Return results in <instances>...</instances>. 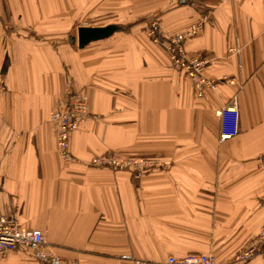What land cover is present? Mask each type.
I'll return each instance as SVG.
<instances>
[{
    "label": "crops",
    "instance_id": "0c3cea01",
    "mask_svg": "<svg viewBox=\"0 0 264 264\" xmlns=\"http://www.w3.org/2000/svg\"><path fill=\"white\" fill-rule=\"evenodd\" d=\"M187 1L0 0V215L40 229L66 262L230 264L264 223V0ZM151 21L164 33L202 23L184 48L207 61L216 92L195 96ZM107 26L77 46L78 28ZM66 83L90 117L63 161L48 118ZM234 97L239 131L221 141L216 112ZM105 154L154 167L137 179L91 166ZM0 264L40 263L20 248Z\"/></svg>",
    "mask_w": 264,
    "mask_h": 264
},
{
    "label": "built area",
    "instance_id": "2783aa9c",
    "mask_svg": "<svg viewBox=\"0 0 264 264\" xmlns=\"http://www.w3.org/2000/svg\"><path fill=\"white\" fill-rule=\"evenodd\" d=\"M181 1V0H178ZM202 23L189 27L180 33H164L156 21H151L147 35L152 43L164 41L173 70L182 73L194 86L197 98L207 92H216L219 81L208 78L205 74L207 61L200 57H189L184 48L185 41L200 30ZM227 82V78L222 79ZM220 121L219 138L221 141L234 138L239 131V111L234 97L217 110ZM90 117L88 100L85 94L73 90L70 83L64 86L63 94L55 100L54 108L49 114V122L55 134V141L63 161H68L71 155L68 151V140L71 133L76 132L86 119ZM92 167H106L113 171H126L140 178L154 163L138 159H116L110 154L94 157L90 162ZM44 234L39 230H27L21 227L14 217L0 215V254L23 248L33 253V258L40 264H77L66 262L45 248ZM257 256L264 260V223L257 237L230 264H249ZM130 259L132 264H217L211 254H190L182 258L168 257L163 263H152L143 260Z\"/></svg>",
    "mask_w": 264,
    "mask_h": 264
},
{
    "label": "water",
    "instance_id": "95a60500",
    "mask_svg": "<svg viewBox=\"0 0 264 264\" xmlns=\"http://www.w3.org/2000/svg\"><path fill=\"white\" fill-rule=\"evenodd\" d=\"M187 0H181L180 4H187ZM116 28L114 26H107L103 28L97 27H80L77 29L76 40L77 46L82 48L91 42L100 41L110 37Z\"/></svg>",
    "mask_w": 264,
    "mask_h": 264
},
{
    "label": "trees",
    "instance_id": "16d2710c",
    "mask_svg": "<svg viewBox=\"0 0 264 264\" xmlns=\"http://www.w3.org/2000/svg\"><path fill=\"white\" fill-rule=\"evenodd\" d=\"M130 26H131V25H130ZM130 26H129V25H128V26H125V27H123V28H120V30H121V31H125V30L127 31V29L130 28Z\"/></svg>",
    "mask_w": 264,
    "mask_h": 264
}]
</instances>
